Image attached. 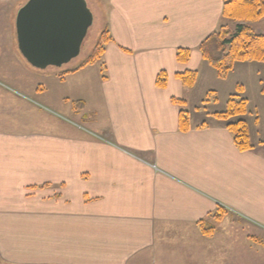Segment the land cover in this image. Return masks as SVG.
<instances>
[{"label":"crops","instance_id":"obj_1","mask_svg":"<svg viewBox=\"0 0 264 264\" xmlns=\"http://www.w3.org/2000/svg\"><path fill=\"white\" fill-rule=\"evenodd\" d=\"M28 1L0 0V56L23 57L16 19ZM90 1L112 38L98 62L43 75L19 60L37 82L12 85L25 96L0 84V264H245L246 230L264 234V132L246 78L264 106V63L236 62L222 78L204 59L225 0ZM187 71L193 86L177 76ZM235 94L248 101L250 150L214 115ZM223 211L204 235L199 222Z\"/></svg>","mask_w":264,"mask_h":264},{"label":"trees","instance_id":"obj_2","mask_svg":"<svg viewBox=\"0 0 264 264\" xmlns=\"http://www.w3.org/2000/svg\"><path fill=\"white\" fill-rule=\"evenodd\" d=\"M223 15L236 21L237 24L232 28L227 25L221 26L219 30L203 40L199 49L204 59L217 70L222 78L228 75L236 62L258 61L264 63V34L257 33L251 25V22L264 17V0H225ZM111 39L109 29H104L93 52L79 68L98 62L105 52L106 44ZM190 53V49L180 48L177 58L181 62H186ZM177 76L187 86H193L197 81V71H187ZM167 78V72H161L157 78V85L161 88L166 87ZM237 89L241 92L242 86L239 85ZM173 101L181 106H184L186 102L176 98ZM247 105L248 101L245 97L235 94L228 99L224 111L214 113L216 117L227 122V128L233 134L234 141L241 151L254 147L251 143L249 124L243 117L247 113ZM189 127V112L182 108L179 116V128L182 131H187ZM224 213L223 211L211 219L209 217L199 222L204 235L212 234L215 221H218Z\"/></svg>","mask_w":264,"mask_h":264},{"label":"water","instance_id":"obj_3","mask_svg":"<svg viewBox=\"0 0 264 264\" xmlns=\"http://www.w3.org/2000/svg\"><path fill=\"white\" fill-rule=\"evenodd\" d=\"M94 23L87 0H29L16 19L18 48L33 67H61L81 53Z\"/></svg>","mask_w":264,"mask_h":264},{"label":"rangeland","instance_id":"obj_4","mask_svg":"<svg viewBox=\"0 0 264 264\" xmlns=\"http://www.w3.org/2000/svg\"><path fill=\"white\" fill-rule=\"evenodd\" d=\"M87 2H88V6L91 9V11L95 13L96 18H95L93 25L89 28L88 34H87V36H86V38L82 44L81 53L78 57L74 58L72 61H70L67 64H64L61 67L50 66L46 69H38V68H35V67L31 66L30 64H28L24 60V58L21 57V55L19 54V51L15 50V56H10V55L0 56V84H1V86L9 89L12 92H14L16 95L19 94V95L25 96L23 93L19 92L17 90V88L13 87L14 83L16 84L15 86H17V82H27L30 84V86H33L37 82V79L35 77H33L31 75L28 77L27 75H24L23 72L19 71V70H21V69H19V68H21L20 61L23 64H25V66H27V68L29 70L35 71L37 69L38 70L37 72H39V70H40V72L43 75H46L48 72H59V70L75 69V68L79 67L93 52L95 45L99 41V38L101 36V32L104 30V27L101 28L102 25L100 23V18L98 16L99 10L96 9L95 7L92 10L93 6H92L91 1L87 0ZM253 22H254V24H252ZM253 22H251V25L253 26L254 30L257 33L264 34V17H262L258 20H255ZM225 23L227 26H229L231 28L235 26L234 21L230 18L226 19ZM2 30H3V27H0V32ZM77 80H78V78L75 76L72 79V83L73 84L76 83ZM38 81H42V79H39ZM257 83L258 82H255V81L251 82V80L247 77L246 78V84H247V86L249 85L248 86L249 88H247L248 92H246V93L248 94L250 101H251V104L249 105V110L252 113V116L257 117L259 115V117L261 119V124H262V127L260 129H263V132H264V106H262V104H260L259 101L257 100V89H256L258 86ZM25 90L28 91L29 89H25ZM44 109L47 112L49 111L48 108L46 107V105L44 106ZM230 219L233 221V219L230 216H228V220H230ZM247 222L251 223L250 220ZM251 224H253V223H251ZM254 224H256V223H254ZM225 225H227V226L231 225L232 227H235L233 230L236 232L240 231V229H236L238 224H235V223L231 224V223L227 222ZM249 225L250 224H248V223L246 224L247 228H249L248 227ZM250 226H252V225H250ZM255 226H256V228L264 231V228L262 226H260L258 224H256ZM246 232L247 233L245 234V238H244L246 240L243 243V246L246 250V255L245 256L242 255L243 260L245 261V264H264V234H258L261 237L258 238L257 240L254 239V241H253V238H251V237H249V235H247L249 230H246ZM240 234L242 235V233H240ZM248 244H252L253 247L258 249L259 253H257L256 251H254L253 253H250ZM251 251H253V250H251ZM237 263H238L237 259H234L232 261V264H237ZM239 264H241V262Z\"/></svg>","mask_w":264,"mask_h":264},{"label":"built area","instance_id":"obj_5","mask_svg":"<svg viewBox=\"0 0 264 264\" xmlns=\"http://www.w3.org/2000/svg\"><path fill=\"white\" fill-rule=\"evenodd\" d=\"M232 211H234V210H232Z\"/></svg>","mask_w":264,"mask_h":264}]
</instances>
